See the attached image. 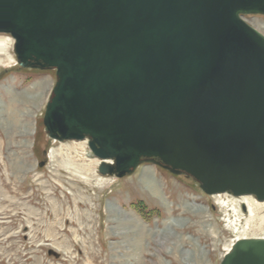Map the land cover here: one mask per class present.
<instances>
[{
	"label": "water",
	"instance_id": "95a60500",
	"mask_svg": "<svg viewBox=\"0 0 264 264\" xmlns=\"http://www.w3.org/2000/svg\"><path fill=\"white\" fill-rule=\"evenodd\" d=\"M257 14L264 0H0V29L22 67L56 70L46 132L88 139L101 174L153 162L264 201V34L242 18ZM220 264H264V237Z\"/></svg>",
	"mask_w": 264,
	"mask_h": 264
},
{
	"label": "rangeland",
	"instance_id": "374dc122",
	"mask_svg": "<svg viewBox=\"0 0 264 264\" xmlns=\"http://www.w3.org/2000/svg\"><path fill=\"white\" fill-rule=\"evenodd\" d=\"M249 22L264 33V15ZM0 35L12 39L0 61V264H220L235 229L264 236L254 195L221 193L237 208L227 212L186 174L145 162L103 175L87 139L52 140L43 118L56 71L22 67Z\"/></svg>",
	"mask_w": 264,
	"mask_h": 264
},
{
	"label": "bare ground",
	"instance_id": "6f19581e",
	"mask_svg": "<svg viewBox=\"0 0 264 264\" xmlns=\"http://www.w3.org/2000/svg\"><path fill=\"white\" fill-rule=\"evenodd\" d=\"M11 39V38H10ZM10 39L8 40V38L6 39V38H4L3 36H1L0 35V61L1 62H4L5 60L1 57L2 55H4V52H7V45H8V43L10 42ZM12 40V39H11ZM0 62V63H1ZM13 120H14V124H16V122H17V117H14L13 118ZM95 156V155H94ZM101 161V160H100ZM95 179V178H94ZM103 179H106V178H104V177H102V176H98V177H96V183L98 184V185H102V184H107ZM90 180H93V179H90ZM151 181V180H150ZM150 183V182H149ZM153 183V182H152ZM153 186H154V184H153ZM215 197L216 198H218V201H217V203L218 204H220V207H222L223 209H226L227 210V212H228V210H230V208L229 209H227L228 207H230V206H232V210H234L235 212H236V210H237V208H236V205H234V204H230V201L228 200V201H226L223 197H222V195L221 194H216L215 195ZM245 197V199H246V201L248 202V204H249V210H250V213H251V215H256L255 214V207H253L252 205H253V203L251 202V201H249V199L250 198H246V197H249V196H244ZM227 199V198H226ZM258 200V199H257ZM256 199L254 200V201H256V203L257 204H262L261 202H259L260 200H258L257 201ZM237 213V212H236ZM237 219H239V217L237 218L236 217V220ZM235 231L237 232V233H239L238 235H237V238H236V240H238V239H243V238H256V237H264V236H254V235H252V236H250V235H247L246 233H240V232H238V229H235ZM235 240V241H236ZM235 242H233L230 246H229V248L227 249V252L228 251H230V249L232 248V245L234 244Z\"/></svg>",
	"mask_w": 264,
	"mask_h": 264
}]
</instances>
